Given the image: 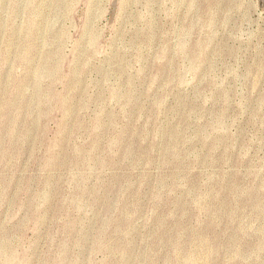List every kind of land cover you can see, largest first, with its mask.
Returning a JSON list of instances; mask_svg holds the SVG:
<instances>
[{"label":"rangeland","instance_id":"374dc122","mask_svg":"<svg viewBox=\"0 0 264 264\" xmlns=\"http://www.w3.org/2000/svg\"><path fill=\"white\" fill-rule=\"evenodd\" d=\"M0 264H264V0H0Z\"/></svg>","mask_w":264,"mask_h":264}]
</instances>
